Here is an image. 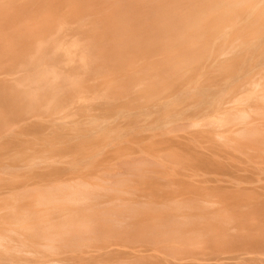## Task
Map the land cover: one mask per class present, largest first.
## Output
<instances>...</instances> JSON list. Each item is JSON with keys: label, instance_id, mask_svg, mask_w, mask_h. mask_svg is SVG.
<instances>
[{"label": "bare ground", "instance_id": "obj_1", "mask_svg": "<svg viewBox=\"0 0 264 264\" xmlns=\"http://www.w3.org/2000/svg\"><path fill=\"white\" fill-rule=\"evenodd\" d=\"M8 89H18V92H7ZM85 89L94 93L84 92ZM111 89L119 90L112 92ZM62 104L64 114L58 110ZM93 104L102 105L105 111L115 105H124L127 110L121 108L117 112L119 115L129 117L134 123L140 120L144 124L143 129L152 127L151 132L153 128L161 129L159 136L168 134L157 139L162 154L154 158L152 154L150 156L155 160L160 156H171L174 166L162 159L157 162L162 160L166 167L172 166L173 170L195 163L210 166V162L204 158L211 156L217 163V157L222 154L226 155L224 159L230 161L243 155L251 159L253 153H258L260 148L264 149V0H0V114L6 115L5 123L0 124V137L12 134L13 130L8 126L11 117L17 119L16 123L29 124L33 118L38 119L43 115L41 111H45L48 118L41 121L46 120L45 124L51 123L49 126H54L64 122L68 115L74 118L78 109ZM18 105L26 108L18 110L13 107ZM35 105H39L41 111H34L31 115L25 112ZM154 109L162 115L152 119L149 113L154 112ZM88 120L97 123L94 127L96 129L107 128L106 120L101 123L92 118ZM37 124L30 130L38 132L40 127ZM196 126L200 130H188ZM184 128L188 133L185 139L195 143L193 148L196 160L181 158L178 146L185 150L191 148L190 144L184 142L167 145L176 136L172 132ZM41 139L51 144L47 137ZM35 143L39 144L37 140ZM147 144V148H150ZM142 150L140 153L147 151ZM161 151L157 150L156 153ZM257 155L262 156V153ZM5 157V154L0 156V171L11 173L12 166L7 164ZM63 161L54 160L45 168H35L32 174V177L40 181L56 182L52 186L48 185L49 193H41L35 200L39 206L52 205L51 209L42 211L33 204L28 208L21 205V208L24 206L27 209L17 213L11 207L5 210L0 206V239L15 231L12 223L16 218L20 219V214L33 218L35 214L38 218L49 217L44 226L43 222L38 223L43 226L40 227L44 233L51 228H71L70 222L66 225L70 220L80 219L82 223L90 217L97 218V215L106 219L105 214L109 210L103 214L100 206L112 201L110 197L92 201L91 205L77 204L82 203V199L90 194L91 197L95 196V191L102 187L98 181L105 179L107 172L113 168H106L108 164L100 168L97 164L101 165V162L89 164L78 156ZM129 162L131 167L132 161L131 164ZM35 163L33 161L29 165L34 166ZM14 166L20 169L24 165L17 163ZM111 172L113 175L114 171ZM194 175L201 177L197 179L198 183L190 181L175 192L151 190L144 198L143 195L137 196V199L129 196L122 198L130 210L134 209L135 203L150 206L153 212L151 220L157 222L151 221L152 224L148 226L149 232L154 229L157 231L156 236L152 234L154 237L150 239L156 240L160 232L167 236L171 232L183 231L193 238L212 235L216 238L223 236V239H236L232 233L233 228L228 225V228L225 225L219 227L208 222L219 218L221 201L232 205L226 203L228 200L225 199V196L231 194L224 193V196L216 192L211 195V187L207 184L209 178L203 177L204 174L198 170H194ZM4 180L0 176L1 204L5 200L8 202L9 198L5 199ZM221 180L216 177L213 181ZM219 184L214 189L220 188ZM111 189H114L113 186ZM120 190V194H129L127 189L120 187ZM98 193L94 198L99 200ZM213 196L219 198L214 200ZM14 197L13 200L18 198L16 195ZM185 210L192 211L187 214ZM158 211L163 213L159 214ZM23 219H20L21 222ZM53 219L58 222L55 223ZM24 223L29 224L28 221ZM27 228L25 233H12L18 234L17 237L22 234L24 240L19 241L20 245L42 244L51 249V245L42 240L44 234L38 233L39 227L33 225ZM244 239L241 241L244 242L242 246L246 245L248 250L241 247L239 254L250 253L253 246L259 250L264 247V236L252 234ZM2 242L0 258L4 264L57 262L41 256L43 254L39 252L40 255L32 256H29L26 249L18 253L17 249L10 247L13 241H8L10 244L6 245ZM158 244L156 241L155 245ZM61 246H54L56 250L53 252L59 250L58 253H65ZM162 246L169 248L167 243ZM191 247L189 251L192 253L189 256L193 261L190 264H197L200 255L193 253L199 245L192 244ZM151 249L161 252L155 255L161 261L158 264L187 263H184L186 256H180L172 249ZM198 249L202 250V246ZM143 257L136 254L133 260Z\"/></svg>", "mask_w": 264, "mask_h": 264}, {"label": "rangeland", "instance_id": "obj_2", "mask_svg": "<svg viewBox=\"0 0 264 264\" xmlns=\"http://www.w3.org/2000/svg\"><path fill=\"white\" fill-rule=\"evenodd\" d=\"M87 90L90 89H85L84 92H88L91 94L94 93V91L92 90ZM118 90L119 89H111L112 92ZM7 92L16 93L18 92V89H8ZM13 107L18 110L26 108L25 106L19 105ZM58 107V110H61V113L65 110L62 109L64 107L63 104L59 105ZM121 108L126 109L124 105H115L114 108L112 107L109 108L108 111H105L102 105L93 104L91 106H86L85 108L82 107L78 109V114H76L74 118H71L72 116L68 115L64 122H60L57 125L55 124L54 126H49L51 125V123L45 124L46 120L41 121V119H47L48 117L45 111L40 110L39 105L30 106V108L25 112H29V114L31 115L35 113L34 111L40 110L43 114L41 117L44 118H33L32 121L29 122V124L16 123L17 119H11L12 117L8 119V126L12 128L13 132L11 135L0 137V156H3L5 154L7 164H11L12 166L11 173L0 171V176L5 179L3 181L6 185L3 189L6 195L5 199L9 197L8 202H6L7 200L4 199V203H0V206H3L5 210L6 208L9 209L11 207V209L15 210V212L18 213L20 210L23 211L27 209L29 205L32 204L42 211H45L44 209H51L52 205L39 206L37 205L38 201L35 200L41 193H49V188H47L49 187L48 185L52 186L56 184V182L40 181L39 179L32 177V174L34 170H36L35 168H45V166L49 165L54 160L61 159L64 160L63 162H65L74 158V156L83 157V160L89 164L90 162L91 164H94L97 161V163L101 162V165L97 164L100 168L103 164H108L106 168L110 166V169L112 167L113 169H110L109 171H114L115 174L113 172V175H111L112 172L110 173L108 171L105 175L107 177L104 176L107 181H104L105 179L98 181V183L102 187L95 191L96 195H94L98 196L97 193L100 192L101 194L98 193L99 200L98 198H94L95 196H92V198L90 194L86 199H82V203L77 204V206L85 203L87 205H91L96 200L102 201V199H107L105 198V196L110 197L112 201L103 203V207L100 206V210H102L101 212H103V214L105 210H109L108 212L105 211L107 213L105 214L106 219L104 218V216L97 215V218L90 217V219L83 221L84 223H81L80 219L70 220L66 222V225L70 222L72 224L71 228H67L66 226L60 227L56 230L51 228L45 230L44 233L43 231H41V228L44 226L45 221L49 217L44 216L42 218V216H40L38 218L35 214L33 218V216L29 217V215L27 216L25 214H20V217L18 218H20L21 220L22 218L24 219L21 222L20 219L16 218L17 222L16 220L15 222L18 224V226H15V222L12 223V229H15V231H17L14 232L19 233L21 231V233H23L24 231L25 233L27 231L26 227L31 228V226L35 225L36 228H40L38 233L44 234L42 240L51 245V249L48 245L41 246L42 244L34 246L28 243L26 245H28L29 247L26 245V247L22 246L19 244V241L22 242V240H24V237L22 236V234H20L21 236L19 235V237H17L18 234H12L14 233L13 231L9 232L10 234L8 233L5 237H3L5 239L3 240L2 238L0 239V241L2 240V243L5 245L9 243L8 241H13L14 244L10 247L17 249L18 253H21V250L25 249L27 252L29 251V256L40 255L42 253L43 255L41 256L56 260V264H59V262L60 264H158L161 261L155 255L156 253L159 254L161 252L159 250L151 249L153 247H155V249L159 247L164 251L172 249L174 253H179L180 256H186L187 259H185L184 263L187 261L186 264H190L192 263L191 261H193V258L189 256V254L192 253L189 251L192 249V244L199 245V247L194 248L195 251L193 253L200 255V257L197 259L199 260L197 264H264V247L259 250L257 248L254 249L255 246H253V248L250 249V253H238L241 252V247H243L244 250L247 249V247H245L246 245L242 246V243L244 244V242H241L245 240L244 238L246 236H250L252 234L264 236V149L262 148V150L260 148L258 150V153H253L252 155L255 156H253L254 159H252V155L251 159L248 156L246 157V155H243L239 156L238 158L234 157L230 161L224 159L226 158V155L222 154L217 157L218 161H220V163L222 164H217L219 163L217 160V163H215L212 158H210L211 156H209V158L204 159L207 162H210V166L195 163V165L193 166H180L178 167L180 170H173L174 168L171 167L174 166V162L171 161V156H167L166 158H161L160 156V158L157 157L158 159L156 158V160L153 159L163 152L160 149V144L159 142H157V139L168 134H160L159 136V132H162L161 129L153 128V133L151 132L152 127H145V129H143L144 124H142L140 120L139 122L134 123L129 117H126L122 114L119 115L117 112H119ZM64 112L62 114H64ZM149 114L152 119L162 115V113L158 114L155 109L154 112H150ZM5 116V114H0V124L5 123ZM80 116L84 118H81ZM88 118L96 119L99 123L106 120L107 122L105 121V126H107V128H94L97 126V123L89 122ZM73 119H75L77 122H74L75 120ZM36 124L38 125V127H40L38 132L30 130V128ZM137 127L138 129H136ZM1 129L2 128L0 127V132ZM148 130L150 131V133ZM188 130L197 131L200 130V127H191ZM155 132H158V134ZM186 133L187 132L185 128L180 129L177 132L175 131V133L172 132V134L176 136L174 140L169 141L167 145H176L177 143L184 142L186 144H190L191 148L185 150L182 147L178 146V149L182 153L181 158H193L194 160H196L197 157L194 156L195 149L193 148V144L195 143L185 139L186 136H188V133ZM150 135H152L151 138ZM41 137H47L49 141H51V144L45 143L41 139ZM35 140H37L39 144H36ZM152 140L154 141L151 143L150 141ZM146 144L149 145L148 147L150 148H147ZM36 145L37 147L40 145V147L36 148ZM142 148V151L144 152L147 149L146 153L149 152V156L148 153H140V150ZM153 148L156 149L154 150ZM150 149L152 150L150 151ZM157 150L158 152L159 150L161 152L156 153ZM261 153L262 156L257 155H261ZM151 154L153 158H151ZM137 157L142 161L140 162ZM147 158L149 159V161ZM160 159H162L163 161H167L172 166L166 167L165 162L163 163L162 160L158 163L157 160ZM136 160L139 161L136 162ZM151 160L153 163L151 162ZM33 161H36L35 165L30 166L29 164ZM154 161H156L158 164L156 162L154 163ZM128 162L131 164V167ZM17 163H21L24 166H22L20 169H16L14 165ZM135 163H137L138 165ZM168 163L167 165H169ZM135 165L138 166V168ZM115 166L117 167L118 172L117 170H115ZM142 167H144L145 169H143ZM0 169H2L1 165ZM182 169L184 171H182ZM167 170H169V173H167ZM194 170H198L200 173H203V177L206 176V178H209L207 184L211 187L209 190V193H211V195L216 194V192H221L223 194L226 193V195H228L227 193H230L231 195L233 194V197L234 195L237 196L232 198L231 195H228L230 198L229 199L228 196H225L224 194L225 199L228 200V202L226 201V203H232V205L224 204V200L223 202L221 201V203L219 204L221 206V214H219V218L216 217V219L208 221L213 223L215 226L221 227L223 225H228V227L233 228L234 230L232 229V233L236 236V239H231L229 237L228 239H223V236H220L221 238H216L212 235L193 238L184 231L180 233L171 232V234L167 236L163 232H160L156 240L150 239V237H154L157 234L156 229L150 232L148 230V226L152 224V222L157 223L154 219L151 220L153 212L149 209L150 206H148L147 204L135 203L134 209L130 210L129 206L125 205L122 202V198L129 196L130 198L137 199V196L140 195H143L142 198H144L150 193L151 190H159V192L163 193H165V191L169 193L178 191V189L181 190L182 188L179 187H183V185L186 183H191L190 181L196 182L197 179L201 178L194 175ZM174 172L177 173L174 174ZM171 174L174 176H172ZM216 177L221 178L222 180L220 182L213 181ZM112 180L113 183L111 182ZM217 184L221 185L220 188L216 187L214 189V186ZM111 186H113L114 189L109 190ZM106 187L108 188L106 189V191L108 190V192L105 191ZM120 187L121 189L124 188L129 190V194H120ZM14 195H16V197L18 198L13 200ZM218 198L219 197L216 196L212 197V199L214 200ZM32 199H34V201H31ZM232 199H234V201L230 202L229 200ZM21 205H24L27 208L24 206L23 208H21ZM14 206H16V208ZM166 207L169 208V206ZM167 208H164V210H168ZM53 209H55V206ZM161 211L163 210L161 209ZM191 211L185 210L184 213L188 214ZM157 213L161 214L163 212L158 211ZM192 214H194V212H192ZM26 218L29 220H26ZM30 218H33L34 220H31ZM53 220H55V223L58 222L57 219ZM27 221L29 222V224H23V222ZM40 222H43V226L39 225L41 224ZM144 222H146V224ZM129 223L132 225L129 226ZM24 226L25 228H23ZM124 226L125 228H127L126 230H124ZM28 231L32 230L29 229ZM152 234H154V236H152ZM66 239L69 240L66 242ZM78 240H81L82 242L78 243ZM156 241L159 242L158 246L155 245ZM69 242H71V244ZM165 243L169 245V248L162 246L165 245ZM75 244L76 246H74ZM54 246H61L62 251H64L65 253H58L59 250L53 252L55 249ZM201 246L202 250L198 249ZM48 248L50 249V251H48ZM257 251L263 252L258 253ZM136 254L137 256L143 255L144 257L133 260ZM75 255H79V257H75ZM0 264H4L2 258H0Z\"/></svg>", "mask_w": 264, "mask_h": 264}]
</instances>
